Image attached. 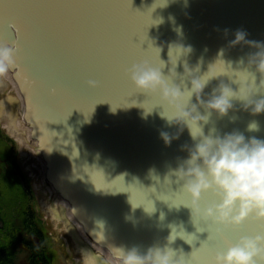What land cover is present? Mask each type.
Returning a JSON list of instances; mask_svg holds the SVG:
<instances>
[{"label": "water", "instance_id": "95a60500", "mask_svg": "<svg viewBox=\"0 0 264 264\" xmlns=\"http://www.w3.org/2000/svg\"><path fill=\"white\" fill-rule=\"evenodd\" d=\"M0 3L9 19L35 21L27 40L21 41L25 59L16 64L20 90L31 88L21 92L22 102L38 113L37 147L53 154L58 169L64 170L60 180L76 202L84 198L86 210L81 208L90 219L95 245L110 258L112 247L146 252L165 246L172 235L168 246L177 254L182 251L190 264H207L201 254L216 237L193 221L191 209L182 204L181 184L171 175L187 159L184 146L196 141L187 126L180 131L170 125L169 113L155 97L138 92L127 72L146 56L163 76L170 74L175 83H183V91L190 86L185 66L202 76L213 65L210 71L218 76L208 82L202 98L221 81L238 91L245 79L238 62L251 49L230 47L229 41L240 30L247 40L264 42V0ZM16 4L27 7L13 8ZM176 45L192 50L177 60L175 50L168 55ZM90 80L98 87L89 88ZM36 95L49 98L52 107L38 109ZM191 103H196L194 96ZM233 105L227 115L214 113L202 124L203 134L239 132L264 139V113L253 115L239 101ZM252 121L258 131L248 130ZM162 131L178 138L166 146ZM192 131L199 134V129ZM260 232L264 224L249 220L233 233Z\"/></svg>", "mask_w": 264, "mask_h": 264}, {"label": "clouds", "instance_id": "9594fccd", "mask_svg": "<svg viewBox=\"0 0 264 264\" xmlns=\"http://www.w3.org/2000/svg\"><path fill=\"white\" fill-rule=\"evenodd\" d=\"M236 45H246L251 49L238 62L242 66L239 72L245 77L243 83H239L238 91L221 81L207 98H202L208 82L218 76L210 71L213 65L202 76L193 75V71L185 66L184 76L190 86H184L183 91V83H175L170 74L163 76L161 70L150 63L133 64L127 72L138 92L155 97L158 106L169 113L167 119L170 125L179 126L180 131L184 126L190 130L196 142L190 147L184 146L187 159L180 162L171 175L181 184L182 204L191 209L193 221L203 224L219 238H224L229 232H238L249 220L264 224V139L246 138L239 132L205 136L201 129V125L208 123L214 113L218 117L227 115L234 106L233 101H239L243 109L253 115L264 113V42L249 41L244 31L237 30L235 38L229 41L230 47ZM171 50H175L173 54L178 60L192 49L180 45L170 47L169 57ZM15 66V47L0 41V76L10 73ZM195 71L198 72L199 68ZM87 84L92 89L98 87L91 80ZM193 96L195 104L191 103ZM201 108L203 114L199 110ZM193 128L199 129L198 135L193 133ZM248 130L258 131V123H249ZM160 138L167 146L178 136L162 131ZM205 198L210 203L202 204ZM72 210V221L65 222L67 231L77 213L76 209ZM80 227L78 225L77 228ZM173 240L170 235L165 246L149 247L146 252L137 247H112L108 260L82 251L80 264H190L182 251L177 254L168 246ZM207 264H264V232L240 235L227 241L223 249L208 259Z\"/></svg>", "mask_w": 264, "mask_h": 264}, {"label": "rangeland", "instance_id": "374dc122", "mask_svg": "<svg viewBox=\"0 0 264 264\" xmlns=\"http://www.w3.org/2000/svg\"><path fill=\"white\" fill-rule=\"evenodd\" d=\"M17 65L13 69L15 72L13 73L12 71L8 73V75L12 78L15 74H18L16 71ZM8 77L6 78L4 76H0V97L3 95L4 98H7L10 96H13L16 99H22L21 95H17V92L10 86V82L7 80ZM21 96V97H20ZM1 100V98H0ZM3 101V100H2ZM28 107V105H26ZM25 108V107H24ZM25 111L27 112L26 108ZM31 112L34 113L36 112L31 108ZM21 118H23L22 122L25 123V120L27 121L30 117V114L27 115L25 112H23V109L20 110ZM25 114V115H24ZM34 122V120H32ZM10 120L8 119H2L0 121V126L4 127L3 130L14 140V146H15V151H14V161L17 163L18 166L21 167V170L25 175L29 178L31 187L34 191L35 194V204L36 206L40 204L41 202L44 203V209H40L38 207V213H45L47 216H41L43 218V223L44 226L46 227L47 231L51 233V236L53 238H56L58 241L50 240L51 241V247L52 249V258H53V264H80V258L81 255L79 254H74L70 253L67 247H64L62 249V246L60 245L59 238L63 236L64 238L66 237L63 228L57 224L56 218L52 215V212L48 210L47 206L52 204V198L49 196L48 190H50L49 182L51 183L53 179L51 178V173L53 172L52 170H48L46 166L44 165L43 161L39 159L38 154L34 153L32 151V148L30 147L28 143V130L24 126H21V124H16L18 127L13 128L10 125ZM56 169L57 164H53ZM49 172V175L47 173ZM49 177V179H48ZM47 197L45 196V194ZM54 204V202H53ZM80 208V207H79ZM77 208V214L79 218L84 222L81 223L83 226V229H86L87 234L91 237L93 240V244H95L94 239H93V233H90V220L85 218V212L82 209ZM54 209V208H53ZM39 215V214H38ZM42 215V214H41ZM17 218L16 224L20 223V221ZM66 228V225H65ZM69 233L76 236V238L79 240V234H76V231L74 230L73 226L69 228ZM69 241L68 239H65ZM67 254V255H66ZM100 255V253L98 252ZM68 256V257H67ZM101 256V255H100ZM102 257V256H101ZM64 258L69 259L70 258V263H67Z\"/></svg>", "mask_w": 264, "mask_h": 264}, {"label": "flooded vegetation", "instance_id": "af4514ba", "mask_svg": "<svg viewBox=\"0 0 264 264\" xmlns=\"http://www.w3.org/2000/svg\"><path fill=\"white\" fill-rule=\"evenodd\" d=\"M22 184L28 185L27 182L23 180ZM26 191L27 196L26 199L23 198V202L26 201L28 203L29 193H32L33 195V192L27 187ZM26 191L20 189V192L22 193H26ZM53 193L55 199L58 200L55 191H53ZM38 220L41 221V219ZM39 224L41 229L37 230L33 224L25 225L23 221H21L17 224L18 228H15L14 230V239L13 236L0 235V242L2 245V254L0 255L3 264H46L43 260H41L45 257L46 253L50 261L49 264H53V258L51 257L53 253L52 249H50L52 248L50 240H53V237L51 236L50 232L46 231L44 223L40 222ZM67 239L69 241L65 239L60 241L62 249L67 247L69 254L72 252L76 254L74 240L71 237ZM68 260L69 262L67 260L66 262L70 263V258Z\"/></svg>", "mask_w": 264, "mask_h": 264}, {"label": "bare ground", "instance_id": "6f19581e", "mask_svg": "<svg viewBox=\"0 0 264 264\" xmlns=\"http://www.w3.org/2000/svg\"><path fill=\"white\" fill-rule=\"evenodd\" d=\"M5 77L6 78L8 77L7 80L10 82L13 89L18 93V95H21L19 77L16 75L13 77L14 79H11V77L8 74H6ZM20 100H21V102L19 103L18 99L14 98L12 96L8 97L7 100L4 101V105L0 104V117H11L12 120H15V119H17V116H18V108H19V110L23 109V112H25V114L29 115L30 110H31L30 107L29 106L26 107L24 102H22L21 98H20ZM24 107L26 108L27 112L25 111ZM32 120H35L36 123H33ZM20 121L21 120L18 119V122L21 124V126H24L26 128V130H28V143H29L30 147L32 148V151L34 153L38 154L39 159L42 160L43 163L48 166L47 163H51V160H50L48 154L51 152L37 147L38 113L36 112V113L30 114L29 119L27 121L25 120V123H23L22 121L20 122ZM52 178L54 180V187L57 188L54 191L60 200L61 215L64 218L67 217L70 221H72V211H73L72 209L74 208V206H77V205L79 207V204L72 197V195L69 193V191L66 189V187L62 184V182L60 180L59 173L53 175ZM79 209H82V208L80 207ZM64 211L66 212V216L63 214ZM56 214L58 215V213H56ZM85 215H86V213H85ZM20 216L21 215L17 216V218H19ZM6 217H7V215L3 211H1L0 212V224L5 222L6 226H8V222L14 217V215L10 216L8 222L6 220ZM17 218L15 217V222H16ZM86 218L88 220H90L87 215H86ZM79 221L81 222L82 220L76 214V216L73 218V223L75 225L78 224L81 226L80 228H77L78 225H77V227L76 226L75 227L78 229L80 236L87 239L88 238L87 231H86V229H83V226L81 225V223ZM90 233H92L91 224H90ZM55 240L58 241L57 239H55ZM93 246L104 257L109 259L95 244ZM0 254H2V249H1ZM64 259L69 262V260L67 258H64Z\"/></svg>", "mask_w": 264, "mask_h": 264}, {"label": "trees", "instance_id": "16d2710c", "mask_svg": "<svg viewBox=\"0 0 264 264\" xmlns=\"http://www.w3.org/2000/svg\"><path fill=\"white\" fill-rule=\"evenodd\" d=\"M0 158L3 160L0 166V212L3 211L7 217V222L9 221L10 216L14 215V217L8 222V226H6L5 222L0 224V231L3 230L9 236H13L14 239V230L17 227L15 224V217L21 215L18 219L20 222L23 221L25 225L33 224V226L39 230L40 224L34 216V212L32 207L24 205L22 196L20 193L16 191L17 186L13 181H16L14 177L9 176V174H14L13 172H18L20 176L23 177L20 172L19 166H17L14 161V154L11 151L10 147L5 140L0 139ZM16 174V173H15ZM19 187V186H18ZM23 195V194H22ZM32 196V193L30 194ZM31 199V198H30ZM31 203V202H29ZM1 242H0V253H1ZM43 260L46 264H49L50 261L48 259V255L46 253ZM0 264H3L1 261L0 255Z\"/></svg>", "mask_w": 264, "mask_h": 264}, {"label": "snow or ice", "instance_id": "6c2138e0", "mask_svg": "<svg viewBox=\"0 0 264 264\" xmlns=\"http://www.w3.org/2000/svg\"><path fill=\"white\" fill-rule=\"evenodd\" d=\"M13 8H24L27 5L16 4L12 6ZM35 21L30 18L25 19H16L6 21L3 18H0V41L11 43L16 49V64L19 65L22 60L25 59L24 48L21 46L22 40H27L29 31L34 27ZM13 29H15V35H13ZM142 55V54H141ZM141 62H147L151 64V60L142 56ZM52 95H55L53 91ZM35 103L38 109L47 110L52 107V102L49 98L41 97L39 95L35 96ZM236 238V234L226 233L224 238L216 237L214 240L207 243V247L203 250L201 258L203 260H208L215 252L223 249L226 246L227 241L233 240Z\"/></svg>", "mask_w": 264, "mask_h": 264}]
</instances>
